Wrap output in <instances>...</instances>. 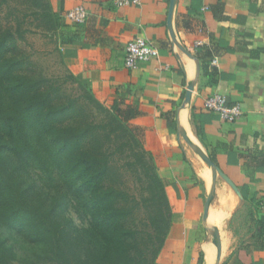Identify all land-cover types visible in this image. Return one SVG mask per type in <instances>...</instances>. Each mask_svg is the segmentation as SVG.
I'll return each instance as SVG.
<instances>
[{
	"label": "crops",
	"instance_id": "0c3cea01",
	"mask_svg": "<svg viewBox=\"0 0 264 264\" xmlns=\"http://www.w3.org/2000/svg\"><path fill=\"white\" fill-rule=\"evenodd\" d=\"M50 2L68 71L134 114L129 123L154 158L172 208L156 264H264V0ZM80 5L88 16L77 26L64 15ZM136 38L160 56L131 70L125 50ZM214 94L243 115L226 122L208 110Z\"/></svg>",
	"mask_w": 264,
	"mask_h": 264
},
{
	"label": "trees",
	"instance_id": "16d2710c",
	"mask_svg": "<svg viewBox=\"0 0 264 264\" xmlns=\"http://www.w3.org/2000/svg\"><path fill=\"white\" fill-rule=\"evenodd\" d=\"M24 1L42 33L54 36L60 18L50 0ZM4 22L0 12V264H156L172 208L129 123L134 114L117 102L107 108L70 71L83 92L65 96L19 45L21 24ZM86 109L106 120L89 121ZM130 173L139 198L127 186Z\"/></svg>",
	"mask_w": 264,
	"mask_h": 264
},
{
	"label": "rangeland",
	"instance_id": "374dc122",
	"mask_svg": "<svg viewBox=\"0 0 264 264\" xmlns=\"http://www.w3.org/2000/svg\"><path fill=\"white\" fill-rule=\"evenodd\" d=\"M1 1V0H0ZM24 0H10L9 4H0V12L4 18L5 26L15 28L17 24H21L24 31L25 39L19 41V45L25 52L31 56V60L35 63V69L56 81L57 85L62 87V92L68 98H79L82 94V88L76 78H72L65 62L56 52V38L52 33L46 36L39 28V23L35 16L31 13V9L25 4ZM106 104V103H105ZM107 108L112 106L106 105ZM87 119L92 122H99L103 118L102 114L93 109H86ZM106 116V115H104ZM127 186L131 193L138 196L141 195L140 184L138 178L132 176L131 173L126 177ZM78 226H83L84 222L79 218L74 209L69 210L68 214ZM6 236V234H4ZM21 254V253H19ZM21 257V255H20Z\"/></svg>",
	"mask_w": 264,
	"mask_h": 264
},
{
	"label": "built area",
	"instance_id": "2783aa9c",
	"mask_svg": "<svg viewBox=\"0 0 264 264\" xmlns=\"http://www.w3.org/2000/svg\"><path fill=\"white\" fill-rule=\"evenodd\" d=\"M143 0H113L116 7H126L130 5H141ZM88 12L82 5L68 11L64 18L73 25H83L86 23ZM202 42L196 43V48H203ZM160 53L156 46L144 38H136L130 41L125 50V66L128 69H137L141 63L148 62L154 58H159ZM218 60L214 57L211 65H217ZM208 110L219 114L226 122H236L242 115L243 110L240 103H231L222 94H214L205 101Z\"/></svg>",
	"mask_w": 264,
	"mask_h": 264
},
{
	"label": "water",
	"instance_id": "95a60500",
	"mask_svg": "<svg viewBox=\"0 0 264 264\" xmlns=\"http://www.w3.org/2000/svg\"><path fill=\"white\" fill-rule=\"evenodd\" d=\"M190 143V145L192 146V143L190 141H188ZM220 175L231 185V187L236 191L238 192V189L232 184V182L222 173L220 172ZM212 203V199L209 200V202L207 203V207L210 206V204Z\"/></svg>",
	"mask_w": 264,
	"mask_h": 264
}]
</instances>
